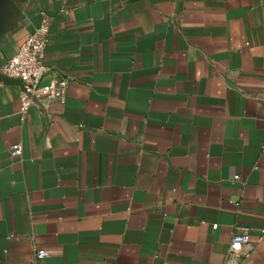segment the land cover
Wrapping results in <instances>:
<instances>
[{
  "label": "crops",
  "instance_id": "crops-1",
  "mask_svg": "<svg viewBox=\"0 0 264 264\" xmlns=\"http://www.w3.org/2000/svg\"><path fill=\"white\" fill-rule=\"evenodd\" d=\"M43 15L67 95L0 82V264H264V0H6L0 69Z\"/></svg>",
  "mask_w": 264,
  "mask_h": 264
},
{
  "label": "built area",
  "instance_id": "built-area-1",
  "mask_svg": "<svg viewBox=\"0 0 264 264\" xmlns=\"http://www.w3.org/2000/svg\"><path fill=\"white\" fill-rule=\"evenodd\" d=\"M49 41L48 19L43 15L40 23L32 30L15 53L3 64L0 72L10 78L19 79L23 85L20 86L19 100L21 105V117L23 118L31 105H38L43 99H56L64 102L67 95L68 77H58L52 73L50 67L45 63V51ZM49 80L42 83V80ZM11 156H20L22 146L20 143L10 147ZM264 233V229L261 230ZM250 242V235L246 230L234 233L226 252L227 259L237 261L244 247ZM49 251L37 248L34 252L35 258L44 259ZM212 264H222L213 262Z\"/></svg>",
  "mask_w": 264,
  "mask_h": 264
},
{
  "label": "water",
  "instance_id": "water-1",
  "mask_svg": "<svg viewBox=\"0 0 264 264\" xmlns=\"http://www.w3.org/2000/svg\"><path fill=\"white\" fill-rule=\"evenodd\" d=\"M6 0H0V7L2 6V4L5 2ZM0 82L2 83H9V84H18L20 86L23 85V83L19 80V79H13V78H10V77H7L5 75H3L1 72H0Z\"/></svg>",
  "mask_w": 264,
  "mask_h": 264
}]
</instances>
